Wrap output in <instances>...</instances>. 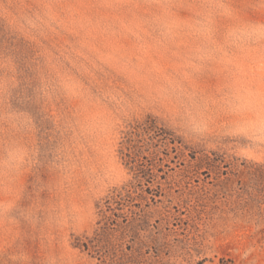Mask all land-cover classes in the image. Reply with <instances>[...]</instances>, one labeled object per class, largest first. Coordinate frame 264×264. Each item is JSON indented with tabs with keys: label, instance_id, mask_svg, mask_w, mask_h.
I'll return each mask as SVG.
<instances>
[{
	"label": "rangeland",
	"instance_id": "obj_1",
	"mask_svg": "<svg viewBox=\"0 0 264 264\" xmlns=\"http://www.w3.org/2000/svg\"><path fill=\"white\" fill-rule=\"evenodd\" d=\"M148 117L211 159L157 162L150 227L102 248ZM258 171L264 0H0V264H264Z\"/></svg>",
	"mask_w": 264,
	"mask_h": 264
},
{
	"label": "trees",
	"instance_id": "obj_2",
	"mask_svg": "<svg viewBox=\"0 0 264 264\" xmlns=\"http://www.w3.org/2000/svg\"><path fill=\"white\" fill-rule=\"evenodd\" d=\"M121 153L126 165L133 173V180L121 188L115 189L111 196L105 198V205L101 210L103 215L101 222L103 221L105 225H101L96 232L97 235H101L99 242L103 244L102 248L106 247L107 249L115 248L111 238L115 231L121 232L122 238L119 240H122L123 237L126 238L124 231L127 229L133 231L136 234L134 236L137 237L141 231L150 227L149 212L151 211L145 209L144 216H141V212L145 207L150 208V200L155 201L157 197L163 196L159 186L156 189L152 186L154 185L152 184L154 175L151 173V169L157 165V162L166 164L188 162L201 167L211 159L209 156H198L195 151H189L172 131L160 126L157 120L152 117H148L125 132L121 142ZM253 175L264 182V171L254 172ZM143 182L148 187L147 190L141 192L143 193L141 196L136 186ZM137 200L145 201L146 206L142 207V204H136ZM154 212L157 210L152 213ZM97 246L92 244V240L84 244L85 250Z\"/></svg>",
	"mask_w": 264,
	"mask_h": 264
}]
</instances>
